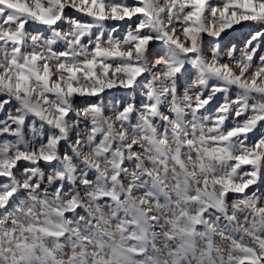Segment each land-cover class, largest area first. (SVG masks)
Listing matches in <instances>:
<instances>
[{
    "label": "snow or ice",
    "instance_id": "1",
    "mask_svg": "<svg viewBox=\"0 0 264 264\" xmlns=\"http://www.w3.org/2000/svg\"><path fill=\"white\" fill-rule=\"evenodd\" d=\"M262 42L264 0H0V264H264Z\"/></svg>",
    "mask_w": 264,
    "mask_h": 264
},
{
    "label": "rangeland",
    "instance_id": "2",
    "mask_svg": "<svg viewBox=\"0 0 264 264\" xmlns=\"http://www.w3.org/2000/svg\"><path fill=\"white\" fill-rule=\"evenodd\" d=\"M216 2H217V0H212V3H216ZM108 23L112 24L113 22L110 21ZM26 27L28 28L29 31H35L37 28H40L41 26H39L37 24H30V25H28ZM253 27L254 26H251V22H244L243 26L235 25L233 29L226 30L227 34L226 35L222 34V40H221V43L219 45L220 48H221L222 54L227 52L231 48V46L233 44H235L236 45V55L239 56L240 52L244 48L245 40L249 36V33L253 30ZM124 31H125V26L123 24H121V26H120V34L123 35ZM205 39H206V41L211 42L214 38L205 36ZM181 40H183L182 36H181ZM262 43H264V42H262ZM56 47L59 50H63V45H57ZM257 63H258V59H257ZM236 71L238 72V69H236ZM189 73L191 74V79H195V76H196L195 71L192 70V69H189ZM184 80H186L188 83H191V80L189 79L188 74H185ZM213 83H217V82L216 81H209L210 85L213 84ZM123 91L124 90H122V89L121 90H118V89L107 90L105 95L109 99H111L113 97H115L116 99H119L121 97V95H123ZM226 95H227L229 100H233V99H235V97L237 95V90L235 88H232L231 91L229 93H227V94L218 93L214 97V99L211 102V104L208 106L209 110L214 113L215 109L217 107H219L220 104L224 103ZM139 99H140V97H137V102H139ZM234 122L235 121L230 117L229 120L226 121V127H231ZM117 131H119V129H117ZM259 132H264V128H259ZM248 135H249L250 140L254 141L256 139H259V135L258 134L254 135V133H249ZM167 149H168V151L170 153H174L175 149H176V145L174 143H172L171 140H169V144L167 145ZM64 150H67L66 146H64ZM84 155H85L86 158H89V159L91 158L88 153H85ZM142 155H145V154L142 153ZM147 156H148L149 159L155 160V156L153 154L147 153ZM183 159L189 165L199 164V160H197L196 158H192L191 160H189L187 153L183 154ZM20 164L22 166H26V162H20ZM105 166H107V165H105ZM142 167H143V169L145 171L152 172L153 175H155V172L153 171V168L151 166L142 165ZM156 167L159 168V170H160L161 178H164V169H163V167L161 165H159V164H157ZM174 169H175L176 172L179 171V169L177 168L175 162L170 159L169 162H168V172H167V177L166 178H167L168 181L172 182L170 184L169 190L173 191V192H174V182H175V179H176L175 173L173 171ZM22 170H23V168L21 167V171ZM189 170L196 172V175L194 177H192V179H194V180L195 179H200V175H199V170L198 169L192 170L190 168ZM0 179H2V178H0ZM180 179L182 180V177ZM209 183H211V181H209ZM124 187L126 189L127 185H124ZM192 187H196V185L193 184ZM259 187H260L261 191H264V183L260 184ZM254 188H255V186H254ZM232 195H235V194H232ZM133 198L135 200H137V201H139V199H140V197L138 195H135V194H134ZM229 202H231V201H229ZM173 203H175V195H173ZM149 207L152 208V211L154 213L157 212V209H156L154 203H150ZM241 207H243V205H241ZM36 211L37 212L41 211V208H40L39 205L37 206ZM177 212H178V210H177ZM158 214L161 216V224H163V218L164 217H168L170 219L172 218V217L169 216L167 208H165L163 205L158 210ZM16 219H17V221L20 224L26 225L28 223L24 219L23 216H18ZM241 224H242V221H241ZM115 226H116V222L113 221V228H115ZM5 231H8V230L6 229ZM241 231H243V228H241ZM156 232H157L156 247L158 249V252H152L151 249H150L149 250V254H151L152 256L159 255V256H161L163 258V257L167 256V253L169 251V249L164 247L165 244L176 245L178 243V241H169V240H167L166 235H165V229L163 227L158 228L156 230ZM24 235H30V234L29 233H24ZM0 239H4L3 233H0ZM248 239H250V237H248ZM116 240H117V242H119V236L118 235L116 236ZM200 241L201 242L197 246V250H196V256L197 257H199L200 254L206 250L205 249V242H204L203 234H201V236H200ZM230 244H231V241H229V240L221 241L218 238L216 247L226 257L228 255V251L226 250V245H230ZM65 251L68 252L69 249L65 248ZM89 254H91V253H89Z\"/></svg>",
    "mask_w": 264,
    "mask_h": 264
}]
</instances>
